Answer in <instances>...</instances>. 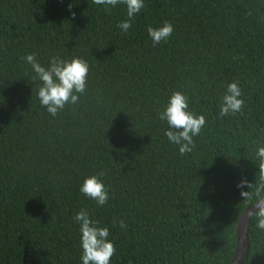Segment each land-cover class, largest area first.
Returning <instances> with one entry per match:
<instances>
[{
	"label": "trees",
	"instance_id": "1",
	"mask_svg": "<svg viewBox=\"0 0 264 264\" xmlns=\"http://www.w3.org/2000/svg\"><path fill=\"white\" fill-rule=\"evenodd\" d=\"M126 18L93 0H0V264H81V208L108 226L112 264L231 262L253 203L236 185L255 181L264 143V0H145L127 33ZM164 21L173 33L153 45L147 27ZM32 52L87 61L77 105L52 117L39 104L21 59ZM232 81L242 111L218 117ZM173 90L206 118L184 156L158 118ZM101 170L111 198L97 207L79 183ZM248 237L243 264H264L254 217Z\"/></svg>",
	"mask_w": 264,
	"mask_h": 264
},
{
	"label": "clouds",
	"instance_id": "2",
	"mask_svg": "<svg viewBox=\"0 0 264 264\" xmlns=\"http://www.w3.org/2000/svg\"><path fill=\"white\" fill-rule=\"evenodd\" d=\"M93 3L105 10L123 5L127 18L121 20L117 27L125 33L132 27L135 16L145 7V0H93ZM173 30V25L164 21L155 27L148 26L147 34L153 45H157L167 42ZM21 59L29 66L30 81L38 82L35 94L39 104L52 117H56L66 106H75L80 102L87 89L89 74V65L85 59L75 55L57 54L50 55L46 63H41L35 52L26 53ZM243 105L244 100L238 81L229 82L224 86L223 94L220 96L218 117L235 115L242 111ZM158 118L166 123L164 136L171 144L177 146L181 156L195 149L194 137L200 135L206 118L189 108L188 97L182 91H171L162 110L158 111ZM252 161L258 168L255 181L250 182L242 176L236 186L241 190L243 200L253 201L251 206L254 210L250 209L247 215L249 218L254 217L256 229L264 232V143H256ZM106 174V171L101 170L98 173L84 175L79 183V192L93 200L97 207L105 206L111 198L103 180ZM245 187L248 190H244ZM73 220L78 225L81 264H112L116 248L109 239L108 226L102 225L84 208L74 214ZM112 223L119 224L122 229L127 228L124 219L114 218Z\"/></svg>",
	"mask_w": 264,
	"mask_h": 264
},
{
	"label": "water",
	"instance_id": "3",
	"mask_svg": "<svg viewBox=\"0 0 264 264\" xmlns=\"http://www.w3.org/2000/svg\"><path fill=\"white\" fill-rule=\"evenodd\" d=\"M252 209L249 205L239 215L236 222V248L232 260L229 264H243L248 257L249 251V237L248 228L250 219L247 215L248 211Z\"/></svg>",
	"mask_w": 264,
	"mask_h": 264
}]
</instances>
